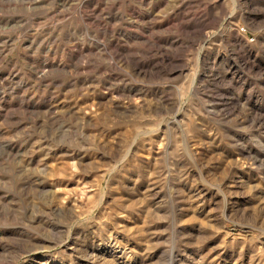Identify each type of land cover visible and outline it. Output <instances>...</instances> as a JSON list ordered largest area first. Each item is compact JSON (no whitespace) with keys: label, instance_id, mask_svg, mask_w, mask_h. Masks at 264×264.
Masks as SVG:
<instances>
[{"label":"rangeland","instance_id":"1","mask_svg":"<svg viewBox=\"0 0 264 264\" xmlns=\"http://www.w3.org/2000/svg\"><path fill=\"white\" fill-rule=\"evenodd\" d=\"M0 264H264V0H0Z\"/></svg>","mask_w":264,"mask_h":264}]
</instances>
